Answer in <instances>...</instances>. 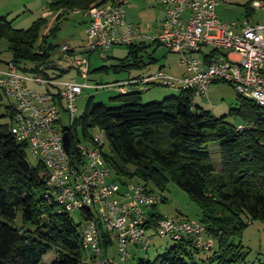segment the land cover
I'll use <instances>...</instances> for the list:
<instances>
[{
  "label": "trees",
  "instance_id": "1",
  "mask_svg": "<svg viewBox=\"0 0 264 264\" xmlns=\"http://www.w3.org/2000/svg\"><path fill=\"white\" fill-rule=\"evenodd\" d=\"M113 1L51 0L49 8L68 13ZM43 21L14 29L12 21L0 17V40L6 42L11 55L7 64H14L22 73L41 72L45 77L63 79L70 70L52 66L57 46L48 37L36 45ZM124 47L125 57L110 67L114 72L141 64L138 52L144 49L143 41ZM105 70L107 67H99L93 72ZM93 72L89 67V74ZM111 100L117 102L115 107L87 99L82 115L67 128L70 156L76 154L74 138L90 141V131L101 130L111 152L106 156L102 151V158L117 178L147 186L152 182L160 193L172 182L199 207L205 237L216 242L209 264H246L241 244H234L233 239L249 223L264 222V107L237 94L236 108L215 117L193 103L190 90L147 102L141 101L140 91L133 90ZM229 117L240 118L242 123H230ZM0 118L8 119L0 125V264H43V256L53 249L57 256L49 264H90V254L81 245L80 225L42 198L47 170L41 162L29 166L27 145L11 134L12 104L4 107ZM210 143L218 145L219 176L210 160ZM18 213L21 223L17 226ZM101 246L106 248V243ZM199 251L190 240L174 242L153 260L138 259L136 264H195L193 253Z\"/></svg>",
  "mask_w": 264,
  "mask_h": 264
},
{
  "label": "built area",
  "instance_id": "2",
  "mask_svg": "<svg viewBox=\"0 0 264 264\" xmlns=\"http://www.w3.org/2000/svg\"><path fill=\"white\" fill-rule=\"evenodd\" d=\"M126 2L114 0L88 10H76L87 19L85 53L147 39L126 21ZM161 3L164 17L151 41L177 54V65L183 69L181 76L172 77L160 68L152 75L108 86L127 94L161 85L177 92L190 90L194 99L206 97L213 84L224 82L231 84L237 94L264 107V23H224L216 13L217 0ZM254 5L264 10V2L256 0ZM60 52L62 58L53 60L52 66L74 71L75 77L84 83L45 77L41 72L22 73L9 63L0 69V92L13 102L11 134L17 142L25 143L29 153L47 170L42 198L53 203L57 212L70 216L80 213L85 222L79 226V234L82 248L90 254L88 263L128 264L130 248L146 251L152 247L153 237L173 242L190 240L198 250H211L213 240L205 237L200 223L173 220L156 212L164 200L160 192L138 181L110 180V169L99 165L106 141L101 130L93 129L90 141L74 138L76 154L70 156V146L65 151L62 137L67 128H62L60 112L66 113L72 124L76 99L83 89L103 86L87 83V57L77 56L67 45L61 46ZM87 213L92 215L88 217ZM102 242L106 248L101 246ZM114 246L115 256L110 254Z\"/></svg>",
  "mask_w": 264,
  "mask_h": 264
},
{
  "label": "rangeland",
  "instance_id": "3",
  "mask_svg": "<svg viewBox=\"0 0 264 264\" xmlns=\"http://www.w3.org/2000/svg\"><path fill=\"white\" fill-rule=\"evenodd\" d=\"M51 0H0V17H6L12 21L14 29H26L35 21L44 19L40 30L39 39L36 45H39L43 37H48L47 41L57 46V49L52 54V60H58L61 57L60 47L67 45L75 51L79 57H88L83 51L85 46V28L87 19L80 12L50 11L49 3ZM256 0H217L216 13L218 18L227 24L241 23L248 20L251 24L264 23V10L256 8L254 2ZM264 2V0H259ZM127 22L131 23L140 33L147 36L143 40L144 49L138 52V59L141 61L139 67H128L124 70L114 72L110 67L119 64V60L126 55L124 46L112 47L110 49L94 52L89 59L90 70H96L99 67H107L105 71H95L89 74L88 84H102L100 88L83 89L81 95L76 99V113L74 118H79L86 105L87 99L91 97L94 103H103L109 107H115L117 102L111 100L118 96V92L109 87V84L123 82L129 78L145 77L152 75L162 68L168 75L178 78L181 76L183 69L177 65V54L171 53L162 46L153 44L151 38L156 36L157 29L161 19L164 17V7L161 0H127L123 5ZM79 11V10H77ZM55 30V35L50 36V33ZM11 55L7 51V44L0 40V69H4L6 64L10 62ZM132 62V59H130ZM130 61L128 63H131ZM28 64H26L27 66ZM62 80H74L78 83H84L80 77H75V72L70 70L63 76ZM34 89H39L37 86L30 84ZM148 90L138 89L141 93V101L147 102L151 100L160 101L165 97L177 94V91L169 87L161 85H152L147 87ZM13 102L4 97L0 92V114H3L4 107ZM193 103L198 104L204 110L210 111L215 117L227 115L228 111L236 108L238 104L237 94L235 90L227 83L213 84L206 97H195ZM62 128L66 129L70 125V119L64 112H60ZM227 121L238 125L241 122L240 118H227ZM8 123L7 118H0V125ZM95 133V130H91ZM78 137L82 135L78 131ZM82 142V140H80ZM210 160L214 167V173L220 174V155L218 145L216 143L209 144ZM103 154L110 156L111 152L107 141L103 149ZM26 162L29 166L34 167L37 164V159L34 158L29 151H26ZM100 166H106L103 158L99 162ZM110 180L116 181L117 176L110 170ZM124 181V179H121ZM149 188L156 193L159 189L152 183H149ZM165 198V203L156 207V212L161 216L168 217L173 220L187 219L192 222L200 223L201 211L199 207L189 199L187 194L174 183H168L166 190L161 193ZM71 218L78 225H83L80 213L75 212ZM244 221H247L244 218ZM20 214H17L15 225H20ZM264 222L253 221L249 223L241 232L239 237L233 239L234 244H241L242 253L245 255L246 264H263L264 263ZM214 247L211 251H199L193 253V262L195 264H209L208 258L216 248V242L213 241ZM174 244L169 238H152V247L148 250L130 248L131 257L128 264H136L138 259L153 260L157 255L164 252ZM110 254L115 256V246L111 248ZM89 255V254H88ZM57 256L55 249L51 250L42 258L43 264H49Z\"/></svg>",
  "mask_w": 264,
  "mask_h": 264
},
{
  "label": "water",
  "instance_id": "4",
  "mask_svg": "<svg viewBox=\"0 0 264 264\" xmlns=\"http://www.w3.org/2000/svg\"><path fill=\"white\" fill-rule=\"evenodd\" d=\"M62 139H63L64 149L66 152H68L70 146V140L67 132H64Z\"/></svg>",
  "mask_w": 264,
  "mask_h": 264
},
{
  "label": "crops",
  "instance_id": "5",
  "mask_svg": "<svg viewBox=\"0 0 264 264\" xmlns=\"http://www.w3.org/2000/svg\"><path fill=\"white\" fill-rule=\"evenodd\" d=\"M125 19H126V16H125ZM162 19H163V18H162ZM162 19H161V21H162ZM126 21H127V20H126ZM161 21H160V22H161ZM128 23H129V22H128ZM130 24H131V23H130ZM159 29H160V23H159V27H158V29H157V30H158L157 33L159 32Z\"/></svg>",
  "mask_w": 264,
  "mask_h": 264
}]
</instances>
